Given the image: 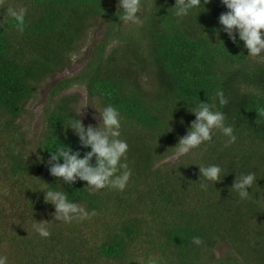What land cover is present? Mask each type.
I'll return each instance as SVG.
<instances>
[{
  "label": "trees",
  "instance_id": "16d2710c",
  "mask_svg": "<svg viewBox=\"0 0 264 264\" xmlns=\"http://www.w3.org/2000/svg\"><path fill=\"white\" fill-rule=\"evenodd\" d=\"M175 2L141 0L143 23L129 24L119 18L118 0H0V255L7 264H264V54L245 57L242 41L234 45L222 30L217 37L218 17L227 11L220 0L179 23ZM10 7L27 10L22 32L7 14ZM97 20L106 27L90 61L52 89L57 98L85 86L101 109L111 104L123 118L130 179L123 191L105 187L90 194L86 182L70 187L47 165L58 144L81 155L90 150L66 128L73 118L97 124L82 118L77 98L63 95L47 106L32 150L17 120L40 83L71 65ZM217 89L228 99L217 108L236 142L227 144L216 130L212 142L157 165L175 155L195 119L188 109L213 102ZM210 164L226 175L204 190L198 165ZM248 172L257 181L241 201L231 187ZM49 189L95 214L56 221L54 206L39 191ZM8 207L31 223L13 222ZM39 220L48 222V238L33 230ZM194 236L201 245L192 243ZM223 245L229 254L219 255Z\"/></svg>",
  "mask_w": 264,
  "mask_h": 264
},
{
  "label": "clouds",
  "instance_id": "9594fccd",
  "mask_svg": "<svg viewBox=\"0 0 264 264\" xmlns=\"http://www.w3.org/2000/svg\"><path fill=\"white\" fill-rule=\"evenodd\" d=\"M210 2L211 0H176L175 6L172 7L173 15L179 23L193 10L201 6L204 8V5ZM220 3L227 11L218 17L221 28L215 30L217 37L222 30L234 45L239 46V42H243V48L248 51L245 57H261L264 54V0H220ZM118 6L122 11L119 18L123 23H143L139 15L142 11L141 0H118ZM26 11L25 8L7 9L8 16L16 22L17 29L21 32L24 29ZM217 101L220 107L228 103L220 89L216 90L213 102L199 101L188 109L195 119L174 147L176 157L187 155L202 144L212 142L216 130L227 138V144L236 142L234 128L225 123L226 116L217 108ZM97 113L98 115L93 117L97 120L96 126H85L80 118H73L66 127L76 135L81 148L90 150L81 155L79 150L58 144L55 151L50 152L48 171L51 176L62 178V182L70 187L77 181L86 182L85 188L90 194L105 187L123 191L131 175L127 164L123 162L128 151L127 141L121 138L123 118L120 111L111 104L103 106ZM37 159L41 160L40 157ZM198 166L199 179L203 177L204 181L200 187L204 190H207L208 182H212L214 186L226 175H222L223 169L219 164ZM256 181L257 177L253 172L241 174L239 178H235L231 190H235L241 201L247 200L251 194L248 189H251ZM39 191L43 192L45 202L54 206L53 217L56 221L70 223L73 220H85L95 214L94 211L89 213L83 205L70 201L64 191ZM39 221L33 224V230L40 237L48 238L51 235L47 227L48 222ZM192 243L199 246L202 240L199 236H194ZM7 260V256L0 255V264H7Z\"/></svg>",
  "mask_w": 264,
  "mask_h": 264
},
{
  "label": "rangeland",
  "instance_id": "374dc122",
  "mask_svg": "<svg viewBox=\"0 0 264 264\" xmlns=\"http://www.w3.org/2000/svg\"><path fill=\"white\" fill-rule=\"evenodd\" d=\"M99 22V20L94 22L92 30L87 33L88 35L86 34L82 38V41L80 42L75 54L72 57L71 65L64 68L53 77L51 76L45 81L41 82L38 91L34 95V98L26 106L25 112L22 114V116L18 118L17 123L20 127L19 130L26 135V139L28 141L27 145L30 150L35 148L36 144L38 143L40 133L45 126L44 117L47 106L63 95H74V98L76 97L79 101L77 108L82 118L88 123H94L93 117L98 115L97 111L101 109V106H99L97 101L91 99L88 96L85 86L75 85L70 87L69 89L61 92L57 98H54L52 89L55 88V84L58 80L79 73L90 61V54L94 49V45L101 41L106 27V25H101ZM129 24L134 23L129 22ZM113 45H116V43L113 42ZM148 81L149 79L145 76L143 80L144 84L147 85ZM177 158L178 157H176V155L170 156L169 158L157 163V165L163 164L167 161L174 162ZM3 198V194L0 191V202ZM9 203L10 202H8L6 205ZM6 212L11 216L10 219L13 222L28 224L31 223V221L26 220L27 216L22 214L20 210L18 213H15L10 207H8L6 208ZM7 249H9V246H7ZM229 250L230 248L227 245H223L221 246V249L218 250L219 255L229 254ZM231 250L233 251V249Z\"/></svg>",
  "mask_w": 264,
  "mask_h": 264
}]
</instances>
